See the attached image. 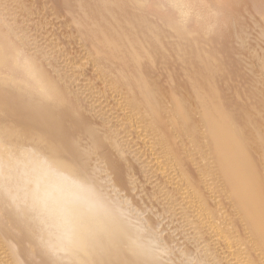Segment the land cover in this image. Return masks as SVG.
Segmentation results:
<instances>
[{
    "label": "rangeland",
    "instance_id": "rangeland-1",
    "mask_svg": "<svg viewBox=\"0 0 264 264\" xmlns=\"http://www.w3.org/2000/svg\"><path fill=\"white\" fill-rule=\"evenodd\" d=\"M224 1L115 0L105 5L101 0H0V42L5 41L2 45L11 53L0 64V110L4 108L2 96L23 101L24 105L16 108L17 113L38 110V119L52 120L46 132L48 138L56 133L51 122H55L57 113L66 112L69 107L77 112L75 123L66 116L63 127L71 134L78 155L57 143L44 150L43 162L55 157L78 165L71 174L59 175L64 180L69 175L79 181L74 196L78 202L89 191L91 200L84 203L81 211L96 214L102 207L104 216H114L112 232L95 244L96 264H110L117 236L121 240L116 247L131 261L142 259L143 264H200L201 260L202 264H260L251 231L244 223L246 219L211 164L207 136L202 138L200 134L199 141H195L184 130L180 118L171 114L172 106L164 110L166 131L185 166L181 173L174 161L168 162L163 156L143 115L151 108L150 101L136 108L131 100L132 96H140L141 90L155 88L156 83L164 91L160 96H169L165 103L176 95L191 99L192 106L198 98L191 88L205 63L211 73L210 83L217 89L214 96L225 100L231 113L264 119V0ZM219 3L228 4L224 9ZM106 7L116 11V16L110 17L113 28L108 29V34L120 40L117 49L100 33L102 24H89L88 30L79 24L83 13L90 16L92 12H104ZM149 20L161 26L163 33L153 26L156 23L147 25L151 24ZM157 31L164 34L166 45L165 39L159 46L149 44ZM128 35L138 38L128 40ZM194 48L199 51L198 56H193ZM220 56H228L223 64ZM125 60L138 65L143 82L134 80L133 66L128 63L127 67ZM30 62L36 65L32 72L28 68ZM223 71L226 75L228 71L227 79ZM182 85L187 87L185 94ZM53 93L62 96V104L44 98ZM45 103L52 105L51 112L43 109ZM198 114L197 110L192 117L197 119ZM15 120L14 123L20 120L17 115ZM81 123L91 127L89 132L83 127L78 129ZM16 129L14 126L7 135L19 145L7 151V159L0 165V178L4 174L0 179V264H12L6 251H1L2 245L7 247L14 264H76L70 245L61 246L56 239L61 232V216L53 206L31 196L36 187L30 189V176L21 180L20 175L10 172L11 163L20 162V157L12 158L14 153L34 154L39 148L32 137L22 145L16 140L21 131ZM249 145L253 146L251 140ZM17 185L23 186L21 194L13 191ZM197 192L213 210L211 223L203 206L192 209L190 200ZM72 224L67 227L77 226ZM232 252L238 253V261ZM248 256L250 261L246 260ZM125 263L129 264L127 260Z\"/></svg>",
    "mask_w": 264,
    "mask_h": 264
},
{
    "label": "bare ground",
    "instance_id": "bare-ground-1",
    "mask_svg": "<svg viewBox=\"0 0 264 264\" xmlns=\"http://www.w3.org/2000/svg\"><path fill=\"white\" fill-rule=\"evenodd\" d=\"M101 1L105 5H107L109 2L115 1V0H101ZM226 1L229 2V0H226ZM226 1H224V3ZM252 1H255V0H252ZM258 2L259 1H257V3ZM261 2H263V0ZM246 3H248V2H246ZM227 4L228 3H226L225 5H227ZM262 4H264V2ZM151 5H153V4H151ZM225 5H223L222 8H224ZM115 9H117V8H115ZM120 9H121V7H120ZM139 9H140V7H139ZM230 9H231V7H230ZM92 13L93 14L90 16L89 15L87 16L86 15L87 13L86 14L83 13L78 18V20L80 22L79 24H81V26H83L87 30L89 28L88 27L89 24H91V26H92V24L94 25L96 23L102 24L101 27H103V29L100 30V33L106 37V39L109 41V44L112 46L113 49L114 48L117 49V46H118L120 40L118 38H116L114 35H111L112 33L108 34V29L113 28V25H111L112 23L110 21L113 19L114 16H116V11L112 10L111 8L106 7L104 12L97 11V12H92ZM88 14H91V13H88ZM140 14H141V12H140ZM157 14H158V12H157ZM160 14H162V13H160ZM122 15H123V13H122ZM150 17H152V15ZM128 18H129V16H128ZM154 18H155V16H154ZM154 18L152 17V19H154ZM122 21H124V20H122ZM112 22H113V20H112ZM168 22H169V20H168ZM143 23H141V24H143ZM148 23H151L150 20ZM155 23L156 22H154L153 24H155ZM153 24L151 23V24H147V25L150 26ZM135 25H136V23H135ZM116 26L120 27V24H118ZM127 26H128V29L131 28V24H128ZM143 26H145V25H142V27ZM153 26L154 27L156 26V28H158V30L161 27V26L157 27L158 26L157 23H156V25H153ZM147 27L148 26H146V28ZM162 27H164V26H162ZM156 28H153V30L156 31L157 30ZM89 29H91V28H89ZM118 29H121V28H118ZM136 29H137V27H136ZM174 30H176V29H174ZM150 31H152V30L149 29L148 32H150ZM159 31L162 32L163 31L162 28ZM139 32H140V30H139ZM150 33H152V32H150ZM153 33H155V32H153ZM157 33L158 34H156V33L155 34L160 35V37H162L164 35V34L161 35V33L158 31H157ZM135 36L134 35H128L127 39L129 40L131 38H133V39L138 38L137 36L135 38ZM141 36H142V34H141ZM146 36H148V35H146V33H145V37ZM151 36H152V34H151ZM151 36L149 38H151ZM153 36H154V34H153ZM155 36H154V38H151V40L149 39L150 41L148 40L150 45L154 44V46H155L158 43H160L163 39H165L163 37L160 38L159 36H157V37H155ZM183 36H184V34H183ZM198 36L199 35L197 34V37ZM145 37L144 38L142 37L143 39L141 38L143 40V42H145V40H146ZM178 37H179V39H181L180 36H178ZM3 42H5V41H2V43ZM146 42H145V44H146ZM165 42H167V40L164 41V43H163L164 45H166ZM2 43L0 42V64L5 63L8 60L9 55L11 54L10 51H7L5 49L6 45H4L5 46L4 47L2 45ZM191 43H192V41H191ZM197 43H199V42H197ZM168 44H170V43H168ZM7 45H8V43H7ZM150 45H148V46H150ZM174 45H176V43ZM177 45L182 46V44H180V45L177 44ZM157 46H159V45H157ZM193 47H190V49H192ZM160 48H161V45H160ZM184 48H186V47H184ZM196 48H194L195 51L192 50L194 55L193 54H191V55L198 56L199 51L196 50ZM200 48H201V46H200ZM150 49H152V48H150ZM164 49H162V51ZM201 50H203V49H201ZM115 51H117V50H115ZM189 51L191 52V50H189ZM210 53H211V51H210ZM217 53H218V51H217ZM217 53H216V55H217ZM219 53H220V51H219ZM214 54H215V52H214ZM201 55H199V56H201ZM223 55H225V54H223ZM184 56H186V55H184ZM202 56H205V55H202ZM206 57H207V55H206ZM221 58H224V56L223 57L220 56V59ZM226 58H224L222 60V64H223L224 60L226 61ZM193 60H194V58H193ZM197 60H199V59H197ZM190 61H192V60H190ZM203 61H205V60H203ZM228 62H229V60H228ZM228 62H226V63H228ZM128 63H129V65L132 64V66H133V69H131V68L130 69H131V71H134V75H132L134 80L143 82V78H142V76H140L139 70L137 69L138 65L136 64L137 65L136 66L135 63H133L131 61V62L126 63L127 67H128ZM186 63H189V62H186ZM168 65L169 64L167 63V66ZM199 65H202V64L199 63ZM219 65H220V63H219ZM219 65L216 67V69H218V70H219ZM195 66H196V64H195ZM222 67H224V66H222ZM28 68L32 72V71H34V69H36V65L33 64L32 62H30V64H28ZM208 68H209L208 64L204 63L203 67H201V69H200V72L197 74V76H198L197 80L198 81L191 88V90L197 94V98H198V102L196 100L197 103L194 102L192 106H189V105H191L189 103V101L191 99H188V98L184 99V98L178 97L176 95H175L174 99H172V100H171V98H168V104L165 103L166 100H164V99H166L167 98L166 96H168V95L165 94L164 97H161L160 95L164 91L161 90L162 88L160 87V85H157L156 83H154L155 88L143 89V90H141V92L139 94L140 96H137L138 95L137 93H136L137 95L132 96V98H133V99H131L132 105L134 104V106L136 108H138L144 102L150 101L151 108L146 110V112L144 111L143 115L146 117V121L148 123V126L153 132V138L156 139V141L159 143V146L161 148L163 156H165L167 158L168 162L174 161L175 164L178 166V170H180L181 173L185 172V166L180 163V160L178 159V157H179L178 149H176L173 146V144H172L173 141L171 139L170 133L166 131L167 125L165 123V117H164L165 115H163L164 110H167L169 106H172V113L171 114H173V116H175L177 118H180V120L182 121L181 123L183 125L184 130L186 131V133L191 138L195 139V141L196 140L199 141V139H200L199 135L200 134H201L202 138L207 136L208 140L205 141V143L209 147L207 152L209 153V156H211V164L219 172V175L221 176V179H222L224 185L229 190L230 195L234 199L236 206L242 211V214L244 215V217L246 219V221L244 223L247 222L248 228L250 229L249 231H251V232H249V234H250V237L252 239L253 247H254V244L256 245V247H254V248L257 251V254L259 255L260 264H264V132H263L264 131V127H263L264 119L262 121H258L257 119H255L256 117L254 118L253 116H251L250 114H247V113L244 116H237V114L234 115L233 113H231V110L229 111L228 107L226 106L225 100L222 99L223 100L222 101L219 97L214 96L217 89L213 85H211V83H210V79L212 77L210 76L211 73L209 74V72H208ZM220 68H221V66H220ZM0 71H1V69H0ZM224 71H226V70H224ZM224 71H223V73H224ZM191 73H192V70H191ZM195 73H197V72H195ZM224 74H225L226 79H227L228 71H227V75H226V72ZM217 76H218V72H217ZM232 76H234V75H232ZM191 77H192V75H191ZM194 77H195V75H194ZM46 79H47V77H46ZM186 82H187V80H186ZM10 84H12V83H10ZM216 84H218V83H216ZM187 85H189V84H187ZM190 87H191V85H190ZM186 88L187 87L184 85H182V87H181L182 91L184 90L183 91L184 94L186 92ZM15 91H16V89H15ZM9 94H11V93H9ZM13 94H14V92H13ZM187 97H189V96H187ZM44 98L52 99V101L55 104H62L63 103L62 96L54 94V93L53 94H46ZM2 100L4 102V108H2V110H0V165L3 164L4 159L5 160L7 159L6 158L7 151L11 147H15L16 145H19L16 142L15 143L12 142V140L10 141V139H12V138H10L7 135V133L10 130H12V132H13L14 126H16L17 129L19 131H21L20 132L21 135L18 136L16 140L21 141V143H22L25 140H28V138L32 137L38 141L39 148L36 150V152L34 154H27L25 151H19V152L17 151L18 154L14 153L12 158L20 157V162H18V163L12 162L10 172L15 174V175L16 174L20 175L21 180H23V178H27L30 176L31 177L30 189L36 187V189L34 191H32L33 194L31 196L33 198L41 199L42 201H44L46 203L45 205L53 206L52 208L55 209V212L58 215V217L61 216V222L59 223L61 226L60 227L61 232L57 233L56 239H57V242L61 246H66L67 244L70 245V247L73 251L72 257H73L75 263L76 264H96V262H95L96 250L94 248L95 244L100 239V237L102 238L104 236H107L108 232H112L111 230H112L113 226L115 225V221H116L114 219V216L113 215L104 216V214L101 213V212H104V210H103L104 208H102V207H100L101 212L96 213V214H88V213L84 214L81 211V209L84 208V203L86 201L89 202L91 200V199L89 200V196H88V194L90 195L89 191H86V192L84 191L85 193H83L82 198H81L82 201L78 202L77 200H75L74 196H75V192H77L76 186H77V183H79V181L77 179H75L74 177L69 176V175H68L69 178L64 180L63 178H60V175H59V173L71 174L72 172H74L76 170V167L78 165L75 166L74 163L70 162L69 160L59 159V158H55V157H52L46 163L43 162V158H46L44 156L45 154H43L44 150L51 149L57 143H60V144L62 143L66 148H68L71 151L76 152L77 154L76 153L75 154L78 155L77 146L75 145V142H73L71 134H68L63 127V120L66 116H70L72 118V119H70L69 122H72L71 120H73L75 123V121L78 118V117L76 118L77 112H75V110H72V107H69V109L67 111L65 110L66 112H63V113H57L56 112L58 114V115H56L57 119L55 120V122H51L52 126L55 127L56 133L54 134V137L48 138L46 135V132H47V129L50 128V126H51L50 121H52V120L38 119L37 118L38 110H35L33 112L26 111L27 113L25 112V114L24 113H21V114L17 113L16 108L18 107L19 104H23V101L13 99L12 96L11 97L10 96H2ZM237 103L238 104L240 103V105L242 106V104H241L242 102L237 101ZM247 103H249V102H247ZM64 104H66V103H64ZM44 105H45V107H43V109L48 113H49V111L51 112L52 109L50 106H52V105L49 106V104H47V103H45ZM227 105H228V103H227ZM238 107H239V105H238ZM64 108L65 107H63V109ZM73 108H74V106H73ZM242 108H245V106L243 105ZM197 110L199 112V114H198L199 118L197 117V119H194L192 117V115L195 114V111H197ZM16 115H17V117H19L20 120L17 123H14L13 120H15ZM52 115H53V113H52ZM240 115H242V114H240ZM77 124H75V126H77ZM72 125H73V123H72ZM80 127L81 128L83 127L84 130H88V132L91 128L89 125L82 124V123L78 125V129ZM28 128H30V129H28ZM76 128L77 127H75V129ZM202 128H204V129L202 130ZM28 130H30V131H28ZM76 131H77V129H76ZM250 140H251V143L253 145L252 147H250L251 145H249ZM95 144H96V142H95ZM22 145H23V143H22ZM63 149H64V147H63ZM205 149L207 150V148H205ZM254 151L256 153H254ZM75 157H77V156H75ZM9 161H14V160L12 159ZM54 171H56V172H54ZM4 173H6V172H4ZM1 175H2V177L4 176L3 173ZM189 181L191 183H193L191 179H189ZM22 187L17 185L16 187H14L13 191L21 194ZM79 187H81V186H79ZM87 187L90 188L89 186H87ZM93 194H92V196H93ZM95 196H97V195H95ZM97 203L100 206H102V203L100 201H98ZM190 203H192L191 204L192 209L199 208V207L201 208V206H203L204 207L203 209L208 214V218H209V221L211 223L212 218H211L210 214L213 212V210L207 205L206 200L203 198V196L201 194L198 193V195L194 196V198H192V200H190ZM79 211H81V212H79ZM204 222H205V220H204ZM74 223H77V226H75L74 228L71 229V228L67 227L68 224H72V226H73ZM116 239H115V242L113 245L115 247L111 251L112 259L110 260V264H116V263L128 264V263H125L126 260H127V262H129V264H143L142 259H137V260L131 261L129 258H127L126 253H124L120 248L116 247L118 245V241L121 240L120 237L117 236ZM1 249H2L1 251H6L5 253L8 254V259L10 261H12V264H14L13 259H12V255L10 253H8L7 247L5 245H2ZM204 250H205V248H204ZM232 254H233V258L238 261L239 260V259H237L238 253L232 252ZM249 259H250V256H248V258H246V260L250 261ZM201 261H200V264L203 263ZM246 264H248V263H246Z\"/></svg>",
    "mask_w": 264,
    "mask_h": 264
}]
</instances>
